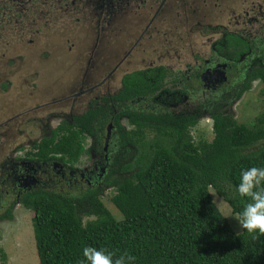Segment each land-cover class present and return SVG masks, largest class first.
I'll use <instances>...</instances> for the list:
<instances>
[{
    "label": "trees",
    "instance_id": "obj_1",
    "mask_svg": "<svg viewBox=\"0 0 264 264\" xmlns=\"http://www.w3.org/2000/svg\"><path fill=\"white\" fill-rule=\"evenodd\" d=\"M224 45L230 57L223 59L242 69L205 113L202 105L190 115H175L165 107L150 110L147 102L156 103L166 81L178 79L164 66L146 68L125 75L121 89L103 99V106H91L72 123L63 121L31 148L29 160L73 166L89 154L86 138L96 150L111 121L117 134L113 167L101 188L79 197L34 189L17 194L0 215V222L13 221L15 204L33 212L39 264H82L85 246L131 253L135 264H264V236L253 240L213 201L221 198L237 217L247 203L237 192L241 172L264 167V111L250 124L238 123L233 115V106L253 82H261L264 93V60L255 67L242 66L241 56L254 45L238 35L228 33L217 48L223 51ZM203 117L212 121L213 136L194 144L191 129ZM121 119L133 129L123 127ZM147 132L152 139L145 140ZM122 157L129 162L123 165ZM128 171L131 175L123 174ZM110 188L116 191L111 202L122 220L102 208L99 214L93 205ZM85 216L98 219L84 224ZM0 264H6L3 252Z\"/></svg>",
    "mask_w": 264,
    "mask_h": 264
},
{
    "label": "rangeland",
    "instance_id": "obj_2",
    "mask_svg": "<svg viewBox=\"0 0 264 264\" xmlns=\"http://www.w3.org/2000/svg\"><path fill=\"white\" fill-rule=\"evenodd\" d=\"M25 3V8L20 10L18 5L22 4L15 2L5 14H0V215L15 201L17 194L27 192L26 188L17 189L20 168L11 167L7 154L16 155L18 160L25 154V160H29L27 153L32 144L49 137L47 135L60 122L61 116H52L67 112L70 104L63 99L68 97V90L77 88L78 80H86V67H91L93 79L98 77L100 81L115 67L124 69L128 65L129 70L173 67L175 75L189 76L197 68L195 66L202 65L210 56L230 57L226 45L220 48L223 51L217 48L222 46L228 33L253 41L254 46L260 48L258 53L264 52V0H131L122 14L110 23L104 16L97 22L87 9L81 10L82 6L66 8L53 0H25ZM189 64L193 66L188 67ZM241 69V66L232 68L230 81L239 76ZM123 73H113L117 79L115 85L112 78L106 81L111 93L119 87ZM167 81L156 103L147 102L150 110L165 107L175 115L191 113L198 104L217 100L219 92L227 86L223 84L220 87H224L223 90L217 91L220 89L217 88L210 93V89L200 85L198 95L189 93L186 98L187 93L180 92L185 87L183 83ZM251 86L233 106L238 123L250 124L264 111L262 83L255 81ZM84 87H80V91ZM186 88L190 92V88ZM79 89L72 93H78ZM106 93L105 90L91 91L87 98H82L80 105L84 106L92 98L100 99ZM111 106L108 109H112ZM121 124L128 130L133 129L126 119H122ZM190 134L194 144L200 140L211 141L212 121L203 117ZM111 137L109 160L115 154V134L111 133ZM152 137L153 134L147 132L145 140ZM90 145V139L86 138L84 148L88 150ZM91 157V153L82 155L73 166H65L69 168L63 170L64 180L54 173L60 170L57 166L52 172L49 166L33 161L26 170L28 175L35 171V179L46 183L48 191H64L79 197L91 187L86 185L85 178L79 177V173L90 171L96 161ZM120 160L123 165L128 161L125 157ZM5 161L7 164L2 167ZM45 169L51 172L52 183L42 174ZM130 172L123 174L129 176ZM115 194V189H106L93 205L99 214L104 209L116 220H122L111 202ZM213 201L230 222L239 225L227 203L217 196ZM11 213L13 221L0 222V252L6 255V264H39L33 212L15 204ZM97 219V216H85L82 220L86 224Z\"/></svg>",
    "mask_w": 264,
    "mask_h": 264
},
{
    "label": "flooded vegetation",
    "instance_id": "obj_3",
    "mask_svg": "<svg viewBox=\"0 0 264 264\" xmlns=\"http://www.w3.org/2000/svg\"><path fill=\"white\" fill-rule=\"evenodd\" d=\"M30 1L31 0H29V2ZM53 1H55V2L57 1L58 4L59 3L64 4V7H66V8H72V9L75 8L76 9V7L82 6L81 10L83 11V9H87L89 12V16L90 17L92 16L93 18L97 19V22H100L103 19L102 17L104 16V17H107V20L109 18L108 22L110 23L114 19L118 18L120 16V14H122L121 11L123 10L124 7L129 5V1H131V0H53ZM15 2L22 4V5H18V7H20V10L25 8L24 7V5L26 4L25 0H0V14H2V15L5 14L8 11V8H12V6L14 5ZM58 4H57V6L59 8H62L61 4L60 5H58ZM245 40H247L250 45L251 44L254 45L253 41H249L248 39H245ZM262 44H264V42ZM253 47L249 48V51L247 53H245V55L241 56L242 66H244V67H255L256 63H261L264 60L262 58V57H264V52H263V54H261V53L259 54L258 52H259L260 48L258 49L255 46H253ZM262 50H264V49H262ZM216 57L217 56H210L208 60L204 59L203 64L195 66L197 68L194 69L195 71L189 76L180 75V74L175 75L174 71H172V69H171L173 67H166V66H164V67L169 69L173 73V76H177V79H178L176 81L177 84H179V83L184 84L185 87L182 88L183 91H180V92L187 93V95H185V96H186V98H189V93L194 94V95L199 94L200 85L206 89H210V93H214L215 92L214 90L222 87L223 84L230 86L229 84L231 83L230 79L232 76V75L230 76L231 71H232L231 67H233V66H229L228 58H227V60H225L223 58H216ZM221 62H223V63H221ZM231 63H234L233 59H232ZM192 66H193L192 64L191 65L189 64L188 67H192ZM234 67H237V66H234ZM90 68L91 67H86V69L84 70V73L86 72V74H85L86 80H84V81L78 80L77 88H75L73 90H68L66 92L68 97L64 98L63 102L65 100L66 104H70L69 108L67 109V112L64 111L65 112L64 114H62V113L56 114L55 113L52 116L55 118L61 116V118L59 119L60 122L57 123L53 127V129L50 131V135H47V136L50 137L52 134V131L56 130L57 127L63 121L72 123L73 117L81 116L82 114L87 112L91 106H94V105L95 106H103V104H105L102 101L103 99H105V98L107 99L108 97H112V96L116 95L118 93V91L121 89V85H122L121 81L125 75L133 73L135 71L144 70V69L129 70L130 67H127L123 71L124 73L122 74V76L120 77V81L118 83L119 87H117L116 90L111 93L110 89L105 84H106V81L109 82L110 78H112V80L114 81V85L116 84L115 83L117 80L115 78L116 75L113 76V73L116 72V70L114 69V70L110 71V74L107 75L106 79H103L102 81H100V79L98 77L93 79L94 73L90 72L91 71ZM149 68H153V67H149ZM233 69H236V68H233ZM99 72H100V70H99ZM183 76L185 78H183ZM176 83L174 82V84H176ZM82 86H85L87 89L84 87V90L80 91L79 88ZM186 87L190 88V92L189 91L187 92L185 90V89H188ZM223 88L222 89L220 88L217 91L223 90ZM77 89H79L78 93H72V91L74 92ZM96 89L98 92L100 90H105V91H107V93H106V95H104L100 99L92 98L93 99L92 101H88L85 103L86 106L80 105L82 98H87V95H88L87 93H90L91 91H94ZM223 91H221V93ZM136 102H139V99ZM213 102H216V99H211L209 101L206 100L202 104H198L194 109H192L191 113H181L179 115H182V114H189L190 115V114L200 112V110L198 109V107L200 105H202V112L205 113V110H206L205 107L207 105H211ZM100 103H101V105H100ZM61 104H59V105H61ZM108 108H110L109 105H108ZM57 112H60V111H57ZM111 133L115 134V141H114L113 146L115 149L114 153H116L117 134H116L114 126L112 125V121L109 122L108 125L106 126L105 131H104V138H103L101 144H99L97 146L96 150L91 149L94 142L92 139L89 138L91 141V145L87 151H89V154L91 153V155L93 156L91 158H95L96 161L92 163V165H91L92 167H91L89 172H87V171H86V173L81 172V173H79V177H80V179H84V178L86 179L85 180L86 185L91 186L90 189H93V188L95 189V187H96V189L99 187L101 188L103 181H104V178L108 174L110 168L113 167L114 156H113L112 160H109V157H108V152H109V147H110L109 144L112 143L111 140H109V137L112 139ZM34 144H36V143H34ZM33 146L34 145L32 144V147ZM100 157H101V159H99ZM6 158L8 160L11 159L10 165L12 168H20L19 169L20 171H18V175L20 174L19 175L20 178H18V179H16L17 177L14 178V179H16V185H17L16 187L18 190L22 191V189H25V188H26L25 190H27V191H31V190L38 189V188L47 189L46 183H43L42 180H40L38 178L35 179V177H34V175H36L35 171H33L31 175L27 174V170L30 169V167H31L30 165L33 161L32 160H25V154L19 160L17 159L16 155L14 156L11 154H9V155L7 154ZM5 164H7L6 161H5V163L2 164V167H5ZM38 164L49 166L51 168L52 172L54 170V166L59 167L60 170L58 172H54V173H56L61 180L66 179V174L63 171L66 168L65 167L66 165H63V164L58 163V162H51V163L41 162ZM67 166H69V165H67ZM68 168H66V169H68ZM42 174H44V176L46 178H48L52 183L51 172L48 169L43 170ZM27 175H28V177H26ZM71 175L74 176L75 173H73ZM92 185H96V186H92ZM85 192H83V193H85ZM59 194H66L67 195L68 193H64V191H62Z\"/></svg>",
    "mask_w": 264,
    "mask_h": 264
},
{
    "label": "clouds",
    "instance_id": "obj_4",
    "mask_svg": "<svg viewBox=\"0 0 264 264\" xmlns=\"http://www.w3.org/2000/svg\"><path fill=\"white\" fill-rule=\"evenodd\" d=\"M237 192L245 204L236 220L253 240L264 236V167L253 166L240 174ZM82 264H135L136 257L128 252L117 253L92 246L82 249Z\"/></svg>",
    "mask_w": 264,
    "mask_h": 264
},
{
    "label": "crops",
    "instance_id": "obj_5",
    "mask_svg": "<svg viewBox=\"0 0 264 264\" xmlns=\"http://www.w3.org/2000/svg\"><path fill=\"white\" fill-rule=\"evenodd\" d=\"M128 64H129V63H128ZM128 66L130 67V65H128ZM156 66H157V65H156ZM126 68H127V67H125L124 69H120V67H115V70H116V71H124ZM145 68H149V67H142V68L140 67V68H136V69H139V70H140V69H145Z\"/></svg>",
    "mask_w": 264,
    "mask_h": 264
}]
</instances>
